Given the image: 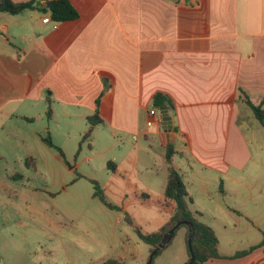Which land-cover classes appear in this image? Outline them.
Segmentation results:
<instances>
[{
	"label": "crops",
	"instance_id": "1",
	"mask_svg": "<svg viewBox=\"0 0 264 264\" xmlns=\"http://www.w3.org/2000/svg\"><path fill=\"white\" fill-rule=\"evenodd\" d=\"M68 1L78 16L66 21L43 22L50 15L42 6L27 9L24 20L0 12V129L10 120L35 122L45 115L43 130L54 141L57 117L87 120L97 110L100 124L115 138L118 133L136 137L125 156L128 166L112 165L125 174L145 207L157 191L141 177L149 178L159 162L167 166V142L176 150L172 164L181 176L182 164L194 171L198 161L200 182H219L221 194L225 185L242 183L237 171L253 157L240 127L242 109L248 107L244 96L264 109V0ZM157 92L172 103L167 105L172 118L168 135L162 126L146 125L148 110L157 108ZM142 149L147 160L139 159ZM156 202L160 212L149 232L172 212L163 193ZM192 206L200 220L226 229L212 211ZM218 241V253L225 258L203 264H264L263 247L231 257L257 243H229L222 250ZM148 255L149 249L134 241L110 257L145 264Z\"/></svg>",
	"mask_w": 264,
	"mask_h": 264
},
{
	"label": "rangeland",
	"instance_id": "2",
	"mask_svg": "<svg viewBox=\"0 0 264 264\" xmlns=\"http://www.w3.org/2000/svg\"><path fill=\"white\" fill-rule=\"evenodd\" d=\"M30 11L7 16L24 20ZM23 33L28 37L29 31ZM56 109L59 112L61 105ZM253 114L249 107H243L239 118L243 140L253 155L237 171L242 183L225 185L221 194L219 182H200L198 161L194 171L185 164L180 166L193 199V206L189 205L212 211L225 221L223 229L220 223L209 220L222 250L229 243L236 247L259 244L264 231V196H259L264 192V128ZM56 121L52 142L63 152L61 156L58 149L41 140L48 135L43 130L45 115L35 122L10 120L0 129V264H96L111 258L121 246L132 247L134 241L148 251L149 246L138 238L126 218L147 232L154 229L152 223L160 212L156 200L163 193L166 165L159 162L157 173L155 170L149 178L141 177L157 191L152 205L145 207L135 199L137 192L128 186L125 174H118L112 165L121 169L128 166L124 160L134 135L118 133L115 138L100 124L83 140L88 127L85 118L67 123L57 117ZM156 148L160 150L158 144ZM138 156L147 160L143 149ZM28 157L34 164L26 163ZM93 181L115 208L94 196ZM185 230L184 226L176 230L152 264H184L188 260Z\"/></svg>",
	"mask_w": 264,
	"mask_h": 264
},
{
	"label": "trees",
	"instance_id": "3",
	"mask_svg": "<svg viewBox=\"0 0 264 264\" xmlns=\"http://www.w3.org/2000/svg\"><path fill=\"white\" fill-rule=\"evenodd\" d=\"M40 6H42L41 10L43 12L48 11L50 15V19L56 22L72 20L78 16L77 11L73 8V6L68 0H26V1L0 0V12L9 13V14H18L23 12L24 10L34 9ZM244 101L254 113L253 114L254 117L259 121L260 125L264 128L263 107L259 104L253 103L247 97H245ZM161 104H166L170 107L172 106L170 99L166 95L157 92L153 95V105L158 108V106ZM50 114H51V109L50 107H48L47 115L50 116ZM87 121H88V127L86 132L83 133L84 134L83 140L91 136L94 126L102 123V118L99 116V112L96 110L93 113V115L88 117ZM42 141L46 145L58 149L60 156L64 155L61 149L58 148L52 142L49 135H47L46 137H42ZM174 154H176V150L174 149L173 144L167 142L166 153H165V159L167 163L166 166L167 175L163 190V197L165 204L172 205V212L169 215L166 222L155 231L143 232L139 226L133 224L131 219L126 218V220L133 225V230L135 231L138 238L149 246L148 248L149 252L152 251V249L160 242L165 232H167L176 222L185 221L191 225L190 227L194 233L191 243H192V250L195 255V260L193 261L192 264H203L205 261L209 259L212 260L218 258H225V256H222L218 253L219 241L214 230L211 228V225L200 220L199 219L200 213L195 212L190 208L189 204H191L192 199L187 197L182 176L172 164V158ZM26 163L28 165L34 164V159L32 157H28L26 158ZM93 184L95 188L94 196L98 197V199L107 207L111 209L115 208L113 204H111L106 200L99 184L96 181H93ZM181 226H184L187 229L186 225H180L178 228H180ZM176 230L174 231V233L176 232ZM187 234H188V229L186 233V245H187ZM260 247L264 248V232L262 233V240L259 244L252 245L245 250L237 251L234 253V255H231V257L233 258L242 257L244 255L249 254L252 250L258 249ZM161 250L162 249H160L157 252V254ZM188 259H189V252H188ZM97 264H124V262L120 259L108 258Z\"/></svg>",
	"mask_w": 264,
	"mask_h": 264
},
{
	"label": "water",
	"instance_id": "4",
	"mask_svg": "<svg viewBox=\"0 0 264 264\" xmlns=\"http://www.w3.org/2000/svg\"><path fill=\"white\" fill-rule=\"evenodd\" d=\"M159 113L162 117V129L169 134V132L172 129V118L168 113V106L166 104H161L158 106ZM180 225H186L188 229L187 234V248L189 252V259L185 264H192L195 260V255L192 250V238L194 236V233L191 229V225L188 222L185 221H178L176 222L165 234L163 235L160 242L152 249V251L149 253L148 258L145 261V264H151L154 256L157 254V252L166 246V244L171 240L174 231L180 226Z\"/></svg>",
	"mask_w": 264,
	"mask_h": 264
},
{
	"label": "built area",
	"instance_id": "5",
	"mask_svg": "<svg viewBox=\"0 0 264 264\" xmlns=\"http://www.w3.org/2000/svg\"><path fill=\"white\" fill-rule=\"evenodd\" d=\"M50 20V17L46 15L45 17L42 18L43 22H48ZM148 119L146 121L147 126H152V125H162V117L159 113V110L157 108H152L148 110Z\"/></svg>",
	"mask_w": 264,
	"mask_h": 264
}]
</instances>
